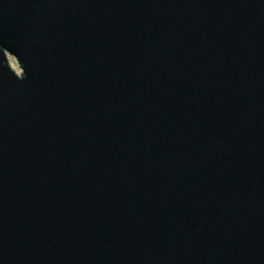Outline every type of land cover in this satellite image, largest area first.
<instances>
[{"label": "water", "instance_id": "1", "mask_svg": "<svg viewBox=\"0 0 264 264\" xmlns=\"http://www.w3.org/2000/svg\"><path fill=\"white\" fill-rule=\"evenodd\" d=\"M0 264H264V0H0Z\"/></svg>", "mask_w": 264, "mask_h": 264}, {"label": "rangeland", "instance_id": "2", "mask_svg": "<svg viewBox=\"0 0 264 264\" xmlns=\"http://www.w3.org/2000/svg\"><path fill=\"white\" fill-rule=\"evenodd\" d=\"M10 58H11V60H12L13 64H15V66H16V68H17V70H18V73H20V71H19V69H18V66H17V64H16V62H15V59H14V58H12V57H10Z\"/></svg>", "mask_w": 264, "mask_h": 264}]
</instances>
